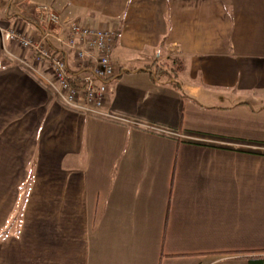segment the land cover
Here are the masks:
<instances>
[{
	"label": "crops",
	"instance_id": "obj_1",
	"mask_svg": "<svg viewBox=\"0 0 264 264\" xmlns=\"http://www.w3.org/2000/svg\"><path fill=\"white\" fill-rule=\"evenodd\" d=\"M44 6L117 30L116 77L101 117L72 110L0 34V264L264 252V0H0V30L37 37Z\"/></svg>",
	"mask_w": 264,
	"mask_h": 264
},
{
	"label": "built area",
	"instance_id": "obj_2",
	"mask_svg": "<svg viewBox=\"0 0 264 264\" xmlns=\"http://www.w3.org/2000/svg\"><path fill=\"white\" fill-rule=\"evenodd\" d=\"M39 27L37 37L14 28H1L0 34L6 42L30 50L35 62L49 63L63 103L89 113L100 112L116 76L117 30L63 20L48 6L41 9Z\"/></svg>",
	"mask_w": 264,
	"mask_h": 264
},
{
	"label": "trees",
	"instance_id": "obj_3",
	"mask_svg": "<svg viewBox=\"0 0 264 264\" xmlns=\"http://www.w3.org/2000/svg\"><path fill=\"white\" fill-rule=\"evenodd\" d=\"M30 23H32L33 25H35L36 27H39V24L33 20V19H30L28 17H25ZM173 62V60H168L166 61L165 63L163 64H160L158 65L157 67L160 68L161 71H164L170 75H172L173 77H176L177 76V72L179 70L182 69V63L180 62L178 67L177 68H174V67H168L169 63L170 62ZM174 63V62H173ZM143 70H149V67L143 69ZM116 77V76H115ZM114 77V78H115ZM64 106L72 109V110H76V111H80V112H85L83 110H79V109H74V108H71L69 106H67L65 103L61 102ZM93 115H96V116H100L99 114L97 113H92ZM101 117V116H100ZM247 260H248V264H264V252H258V251H253L252 252V255L248 256L247 257Z\"/></svg>",
	"mask_w": 264,
	"mask_h": 264
},
{
	"label": "rangeland",
	"instance_id": "obj_4",
	"mask_svg": "<svg viewBox=\"0 0 264 264\" xmlns=\"http://www.w3.org/2000/svg\"><path fill=\"white\" fill-rule=\"evenodd\" d=\"M173 64H174V63L171 61V62L169 63V65H168V67H172ZM174 68H177V67H174Z\"/></svg>",
	"mask_w": 264,
	"mask_h": 264
}]
</instances>
